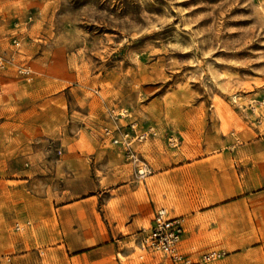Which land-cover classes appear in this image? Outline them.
I'll return each instance as SVG.
<instances>
[{"label": "rangeland", "instance_id": "374dc122", "mask_svg": "<svg viewBox=\"0 0 264 264\" xmlns=\"http://www.w3.org/2000/svg\"><path fill=\"white\" fill-rule=\"evenodd\" d=\"M239 194H264V0H0V264Z\"/></svg>", "mask_w": 264, "mask_h": 264}, {"label": "crops", "instance_id": "0c3cea01", "mask_svg": "<svg viewBox=\"0 0 264 264\" xmlns=\"http://www.w3.org/2000/svg\"><path fill=\"white\" fill-rule=\"evenodd\" d=\"M5 195L3 197H6ZM16 197H21L26 202L25 212L28 216L34 217V195L16 194ZM77 203L79 201L73 204L77 205ZM19 207H16L17 210ZM122 211L125 215L133 216L127 229L134 231L136 215L147 212V203L132 197L124 203ZM181 220L184 233L180 248L190 259L191 255L185 250L196 247L206 251L204 253L218 249L217 252H221L225 258L222 264H264V194H239L202 212L185 214ZM97 228L98 225L85 226V231L91 229L90 231L93 232ZM37 232L48 234L51 232V225L40 223ZM47 241L46 236H43L41 242ZM135 245H131L129 238L100 245L82 246L73 249L74 251L67 244L61 262L63 264H152V257H148L149 255L136 262L137 244ZM11 264H34V262L25 254L12 260Z\"/></svg>", "mask_w": 264, "mask_h": 264}, {"label": "built area", "instance_id": "2783aa9c", "mask_svg": "<svg viewBox=\"0 0 264 264\" xmlns=\"http://www.w3.org/2000/svg\"><path fill=\"white\" fill-rule=\"evenodd\" d=\"M183 233L184 227L181 218L171 217L165 208H159L154 211L149 226L138 233L137 248L143 254H161L171 264H193L192 260L184 255L180 248ZM223 256L221 252H207L201 255L200 263H213L222 259ZM6 262L10 264L9 259Z\"/></svg>", "mask_w": 264, "mask_h": 264}, {"label": "bare ground", "instance_id": "6f19581e", "mask_svg": "<svg viewBox=\"0 0 264 264\" xmlns=\"http://www.w3.org/2000/svg\"><path fill=\"white\" fill-rule=\"evenodd\" d=\"M143 172H144L143 170H140V172H139V173H140V174H142Z\"/></svg>", "mask_w": 264, "mask_h": 264}]
</instances>
